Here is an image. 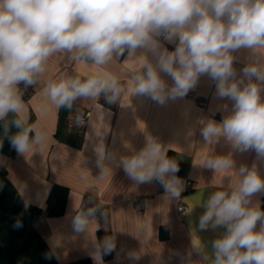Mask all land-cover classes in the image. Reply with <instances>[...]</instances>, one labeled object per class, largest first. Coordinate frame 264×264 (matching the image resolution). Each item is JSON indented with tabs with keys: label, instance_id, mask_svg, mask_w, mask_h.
<instances>
[{
	"label": "crops",
	"instance_id": "crops-1",
	"mask_svg": "<svg viewBox=\"0 0 264 264\" xmlns=\"http://www.w3.org/2000/svg\"><path fill=\"white\" fill-rule=\"evenodd\" d=\"M156 39L161 49L169 52L178 43L162 36ZM231 55L236 78L242 79V69L256 57L248 49ZM77 56L75 51L57 52L47 59L36 82L21 96L20 112H14L32 132L28 149L23 153L15 149L13 155L0 151V170L6 171L24 204L42 209L34 225L36 231L60 264L81 258H89L92 264H215L212 244L225 235L226 229L209 225L200 231L203 203L213 193L230 192L237 186L242 179L241 167L250 170L255 165L264 177V158L255 150L240 151L224 137L205 141L201 135L209 122L221 123L231 115L234 102L218 96V82L208 75L198 77L188 90L194 99L185 94L161 104L138 95L134 77L143 74L145 62H157V56L148 49L113 53L103 66ZM92 75L115 77L123 91L111 102L103 93L73 102L68 127L75 131L81 123L83 129L82 145L74 148L54 137L59 107L46 88L53 81L84 80ZM160 76L169 88L173 86L170 77L164 73ZM150 139L159 143L167 156L171 153L169 159L184 165L179 174L165 177L179 180L177 196L157 179L144 183L133 180L123 168L121 160L138 154ZM221 157L230 159L233 166H208L209 160ZM54 185L66 188L67 198L64 212L50 217L45 209ZM251 201L250 206L258 205L264 211V192L255 194ZM181 204L186 207L182 215L178 212ZM101 205L107 210L97 215ZM77 215L87 220L81 231L74 225ZM260 227L258 222L255 230ZM161 229L166 233L164 239L160 238ZM108 244L113 245L111 252L106 251Z\"/></svg>",
	"mask_w": 264,
	"mask_h": 264
},
{
	"label": "clouds",
	"instance_id": "clouds-1",
	"mask_svg": "<svg viewBox=\"0 0 264 264\" xmlns=\"http://www.w3.org/2000/svg\"><path fill=\"white\" fill-rule=\"evenodd\" d=\"M161 36L170 43L178 41L174 51L161 49L156 39ZM125 49H148L157 56L155 65L145 62L143 74L134 77V91L158 103L183 97L201 75L217 81L218 96L234 102L232 113L221 123L209 122L201 135L205 141L224 137L234 148L253 149L264 158V0H0V118L20 112L17 85H33L53 53L75 51L77 59L103 66L113 53L122 55ZM240 49L250 50L256 59L237 79L231 53ZM160 73L171 78L172 87ZM46 91L57 107L71 108L79 97L102 93L115 101L123 89L115 77L92 75L50 82ZM15 123L20 126L19 120ZM28 132L11 140L20 153L29 147ZM121 163L133 180L157 179L179 195V180L165 179L178 165L155 140ZM207 163L214 169L233 166L224 157ZM239 175L242 179L230 192L217 191L203 203L198 226L200 231L209 225L226 229L212 244L215 264H264V211L250 206L251 198L264 192V177L255 165L250 170L241 167ZM86 223L80 215L75 217L77 231ZM112 250L108 244L106 251Z\"/></svg>",
	"mask_w": 264,
	"mask_h": 264
},
{
	"label": "trees",
	"instance_id": "trees-1",
	"mask_svg": "<svg viewBox=\"0 0 264 264\" xmlns=\"http://www.w3.org/2000/svg\"><path fill=\"white\" fill-rule=\"evenodd\" d=\"M82 80V79H81ZM73 108L61 106L58 110V119L54 137L57 141L68 144L74 148L82 145L83 129L70 130L69 115ZM14 112H9L0 119V151L13 155L15 147L11 140L14 136L28 129L29 138L31 130L20 121ZM168 153V158H171ZM184 168L178 164V171ZM67 198V189L58 185L52 186L46 201V216H60L64 212ZM42 214V209L36 206H26L15 187L7 178L6 171L0 170V264H60L48 248L44 239L35 229V223ZM20 225L17 227V225ZM160 238H166L164 229ZM64 264H92L89 258H81Z\"/></svg>",
	"mask_w": 264,
	"mask_h": 264
},
{
	"label": "built area",
	"instance_id": "built-area-1",
	"mask_svg": "<svg viewBox=\"0 0 264 264\" xmlns=\"http://www.w3.org/2000/svg\"><path fill=\"white\" fill-rule=\"evenodd\" d=\"M26 87L27 86L23 82H21L20 84H18V89H19V92L21 93V96H25L26 95V93H25ZM186 96L188 98H190V99H194V97H195L194 93L193 92H189V91L186 93ZM199 103L202 106L205 105V101H200ZM82 119H84V117ZM78 126H79L78 129H80L81 128V123H78ZM185 209H186V207L183 204H181V205L178 206V212L180 213V215H182L184 213ZM106 210H107V207L105 205H101L97 209L96 214L97 215H102V214H104L106 212Z\"/></svg>",
	"mask_w": 264,
	"mask_h": 264
}]
</instances>
